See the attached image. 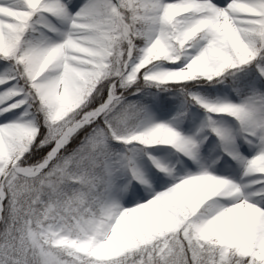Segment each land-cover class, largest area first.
I'll use <instances>...</instances> for the list:
<instances>
[{
	"label": "snow or ice",
	"instance_id": "snow-or-ice-1",
	"mask_svg": "<svg viewBox=\"0 0 264 264\" xmlns=\"http://www.w3.org/2000/svg\"><path fill=\"white\" fill-rule=\"evenodd\" d=\"M0 264H264V0H0Z\"/></svg>",
	"mask_w": 264,
	"mask_h": 264
}]
</instances>
